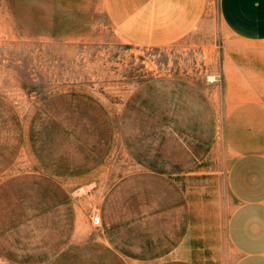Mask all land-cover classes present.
Listing matches in <instances>:
<instances>
[{"label":"rangeland","instance_id":"rangeland-1","mask_svg":"<svg viewBox=\"0 0 264 264\" xmlns=\"http://www.w3.org/2000/svg\"><path fill=\"white\" fill-rule=\"evenodd\" d=\"M258 47L217 0L163 45L101 0H0V264H230L224 70Z\"/></svg>","mask_w":264,"mask_h":264},{"label":"crops","instance_id":"crops-1","mask_svg":"<svg viewBox=\"0 0 264 264\" xmlns=\"http://www.w3.org/2000/svg\"><path fill=\"white\" fill-rule=\"evenodd\" d=\"M205 1L101 0V4L108 23L125 39L163 45L197 25ZM217 12L233 37L259 45L244 58L227 60L224 70L226 143L234 150L225 173L233 201L225 237L235 253L230 264H264V0H217ZM190 254L174 246L163 252L162 264H194ZM126 257L129 264H141L137 256Z\"/></svg>","mask_w":264,"mask_h":264},{"label":"built area","instance_id":"built-area-1","mask_svg":"<svg viewBox=\"0 0 264 264\" xmlns=\"http://www.w3.org/2000/svg\"><path fill=\"white\" fill-rule=\"evenodd\" d=\"M91 222H92L93 224L98 223V222H99V215H98V214H94V215H92V216H91Z\"/></svg>","mask_w":264,"mask_h":264}]
</instances>
